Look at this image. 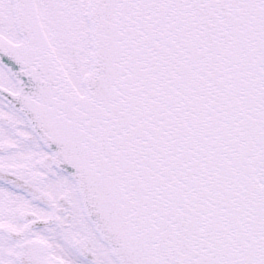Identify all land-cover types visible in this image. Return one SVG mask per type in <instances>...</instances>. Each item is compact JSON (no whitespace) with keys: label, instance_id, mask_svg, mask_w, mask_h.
I'll list each match as a JSON object with an SVG mask.
<instances>
[{"label":"snow or ice","instance_id":"6c2138e0","mask_svg":"<svg viewBox=\"0 0 264 264\" xmlns=\"http://www.w3.org/2000/svg\"><path fill=\"white\" fill-rule=\"evenodd\" d=\"M0 264H264V0H0Z\"/></svg>","mask_w":264,"mask_h":264}]
</instances>
